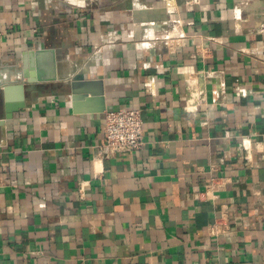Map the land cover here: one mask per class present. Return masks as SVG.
<instances>
[{
  "label": "crops",
  "instance_id": "crops-1",
  "mask_svg": "<svg viewBox=\"0 0 264 264\" xmlns=\"http://www.w3.org/2000/svg\"><path fill=\"white\" fill-rule=\"evenodd\" d=\"M5 89L0 264H264V0H0Z\"/></svg>",
  "mask_w": 264,
  "mask_h": 264
},
{
  "label": "built area",
  "instance_id": "built-area-1",
  "mask_svg": "<svg viewBox=\"0 0 264 264\" xmlns=\"http://www.w3.org/2000/svg\"><path fill=\"white\" fill-rule=\"evenodd\" d=\"M105 140L100 148L102 156H112L118 153H130L139 150L144 145L143 120L140 110L123 108L106 114ZM224 184L216 180L207 186V193L221 189ZM218 227L212 228V233H218Z\"/></svg>",
  "mask_w": 264,
  "mask_h": 264
},
{
  "label": "water",
  "instance_id": "water-1",
  "mask_svg": "<svg viewBox=\"0 0 264 264\" xmlns=\"http://www.w3.org/2000/svg\"><path fill=\"white\" fill-rule=\"evenodd\" d=\"M28 76H26L27 78ZM55 77H47L46 79H42L39 77L40 80H47V79H54ZM30 80V79H29ZM8 89H5L4 91L3 90H0V96H4V100H5V103H4V111L5 113L7 114L8 117L11 116V114L13 113L14 110H18V108H13L10 103H9V99H8ZM22 106V105H21Z\"/></svg>",
  "mask_w": 264,
  "mask_h": 264
}]
</instances>
